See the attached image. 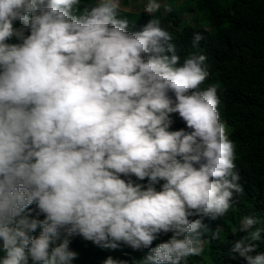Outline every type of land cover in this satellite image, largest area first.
Segmentation results:
<instances>
[{
    "label": "clouds",
    "instance_id": "obj_1",
    "mask_svg": "<svg viewBox=\"0 0 264 264\" xmlns=\"http://www.w3.org/2000/svg\"><path fill=\"white\" fill-rule=\"evenodd\" d=\"M120 4L0 0V264H72L75 236L149 249L138 264H187L204 251L203 218L243 192L217 88H200L206 55L180 64L154 18L161 0L134 32ZM257 223L232 229L246 264H264Z\"/></svg>",
    "mask_w": 264,
    "mask_h": 264
},
{
    "label": "trees",
    "instance_id": "obj_2",
    "mask_svg": "<svg viewBox=\"0 0 264 264\" xmlns=\"http://www.w3.org/2000/svg\"><path fill=\"white\" fill-rule=\"evenodd\" d=\"M178 1L167 0L172 10L158 11L154 18L171 34L181 65L191 54L206 55L204 66L210 75L200 88H217L220 120L235 145L236 171L243 188L242 193H233V206L225 215L203 218L207 225L202 237L204 251L190 256L187 264H246L231 250L233 242L245 235L232 233L243 217L257 218L256 227L261 229L257 251L264 253V0H185L179 6ZM119 15L128 20V30L133 32L153 19L122 8ZM197 33L202 39L193 47ZM173 120L172 130L185 128L178 114ZM214 232H219V238H214ZM38 234L39 230L33 233ZM170 235L162 234L152 246ZM70 249L77 253L72 264H104L109 257L117 264H138L149 251L123 244L114 250L104 249L79 236L71 238Z\"/></svg>",
    "mask_w": 264,
    "mask_h": 264
},
{
    "label": "rangeland",
    "instance_id": "obj_3",
    "mask_svg": "<svg viewBox=\"0 0 264 264\" xmlns=\"http://www.w3.org/2000/svg\"><path fill=\"white\" fill-rule=\"evenodd\" d=\"M185 0H179L178 2H176V5H180L182 4V2H184ZM126 0H121V4H120V8L126 10V11H130V12H143V8H144V4L146 3V0H129L128 3H125ZM167 4V0H161V4L162 7L160 10H163V12H165L164 10V4ZM168 5V4H167ZM189 16V15H188Z\"/></svg>",
    "mask_w": 264,
    "mask_h": 264
}]
</instances>
